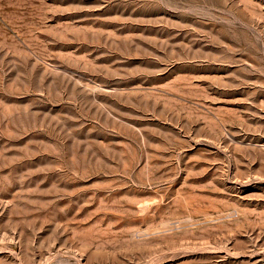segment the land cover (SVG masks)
I'll use <instances>...</instances> for the list:
<instances>
[{
    "label": "rangeland",
    "instance_id": "1",
    "mask_svg": "<svg viewBox=\"0 0 264 264\" xmlns=\"http://www.w3.org/2000/svg\"><path fill=\"white\" fill-rule=\"evenodd\" d=\"M0 264H264V0H0Z\"/></svg>",
    "mask_w": 264,
    "mask_h": 264
}]
</instances>
